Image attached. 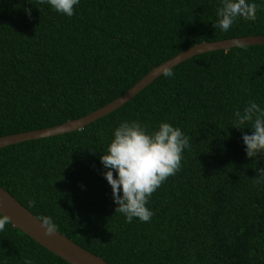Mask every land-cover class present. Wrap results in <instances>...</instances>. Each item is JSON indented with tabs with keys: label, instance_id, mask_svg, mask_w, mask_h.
Returning a JSON list of instances; mask_svg holds the SVG:
<instances>
[{
	"label": "trees",
	"instance_id": "16d2710c",
	"mask_svg": "<svg viewBox=\"0 0 264 264\" xmlns=\"http://www.w3.org/2000/svg\"><path fill=\"white\" fill-rule=\"evenodd\" d=\"M255 21L224 33L219 0H80L74 15L39 0H0V137L82 117L153 67L201 42L264 35ZM82 129L0 148V185L40 219L111 264H264V181L233 112L264 107V44L197 54ZM121 120L189 137L180 169L151 194L148 222L115 213L99 157ZM71 264L10 222L0 264Z\"/></svg>",
	"mask_w": 264,
	"mask_h": 264
},
{
	"label": "clouds",
	"instance_id": "9594fccd",
	"mask_svg": "<svg viewBox=\"0 0 264 264\" xmlns=\"http://www.w3.org/2000/svg\"><path fill=\"white\" fill-rule=\"evenodd\" d=\"M51 10L71 18L80 0H39ZM216 9L217 22L212 26L221 32H228L242 20L255 21L257 4L254 0H219ZM163 75L173 73L165 69ZM233 127L241 129L251 125V134L242 131V142L247 158L264 155V107L249 101L242 109L233 112ZM189 147V137L179 127L160 122L151 129L139 120H121L111 132L107 149L99 161L104 169L103 178L111 188L115 213L122 214L126 223L134 218L148 222L154 215L147 207L151 194L181 166L182 153ZM256 182L264 181V168H256ZM10 222V217L0 211V231ZM44 235L57 232V225L51 217L40 220ZM23 264H34L25 257Z\"/></svg>",
	"mask_w": 264,
	"mask_h": 264
},
{
	"label": "water",
	"instance_id": "95a60500",
	"mask_svg": "<svg viewBox=\"0 0 264 264\" xmlns=\"http://www.w3.org/2000/svg\"><path fill=\"white\" fill-rule=\"evenodd\" d=\"M260 44H264V35H248L195 44L162 62L161 64L153 67L130 89L106 105L82 117L71 119L54 126L1 136L0 148L28 140L50 137L61 133L82 129L85 125L122 106L138 92L144 89L148 84L153 82L157 77L162 75L165 69L169 70L197 54L218 49H229L236 46ZM0 211H3L10 217V223L12 225L16 226L42 246L71 264H111L101 256L79 245L74 240L58 230L51 236L44 235V230L41 227L40 222L41 219L37 215L33 214L16 197H14L1 185Z\"/></svg>",
	"mask_w": 264,
	"mask_h": 264
}]
</instances>
